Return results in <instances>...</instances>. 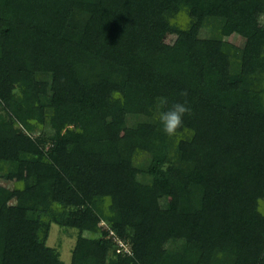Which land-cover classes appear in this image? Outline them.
Instances as JSON below:
<instances>
[{
	"label": "trees",
	"instance_id": "1",
	"mask_svg": "<svg viewBox=\"0 0 264 264\" xmlns=\"http://www.w3.org/2000/svg\"><path fill=\"white\" fill-rule=\"evenodd\" d=\"M9 176L0 264H264V0H0Z\"/></svg>",
	"mask_w": 264,
	"mask_h": 264
},
{
	"label": "rangeland",
	"instance_id": "2",
	"mask_svg": "<svg viewBox=\"0 0 264 264\" xmlns=\"http://www.w3.org/2000/svg\"><path fill=\"white\" fill-rule=\"evenodd\" d=\"M174 35L168 34L165 38L166 42H172L174 39ZM229 41L234 42L235 44H242L241 38L238 36H230L227 38ZM132 120L131 117H129L128 122L130 123ZM37 134V133H36ZM117 136L119 138L124 137L125 131L121 130L116 132ZM14 182V176H9L6 180L5 178L0 177V185L5 186H12ZM162 205L166 207H173L175 206V201L172 198H166L162 200ZM101 227H105L103 223H100ZM77 231L73 228H65L61 227L55 223H52L49 230V235L47 239V243L49 245H52L56 248H58L60 252V257L65 261L69 262L70 260V253L71 249L74 245L75 239H76ZM86 236H91L92 234L90 232H85ZM98 236V235H96Z\"/></svg>",
	"mask_w": 264,
	"mask_h": 264
},
{
	"label": "clouds",
	"instance_id": "3",
	"mask_svg": "<svg viewBox=\"0 0 264 264\" xmlns=\"http://www.w3.org/2000/svg\"><path fill=\"white\" fill-rule=\"evenodd\" d=\"M182 97L188 95L186 90L180 92ZM159 105L161 108H166L159 113V121L162 126V131L169 137L175 136L177 130L183 125V118L185 115H191V107L188 105L187 100L183 102H173L171 107H166L168 105V100L166 97L159 98Z\"/></svg>",
	"mask_w": 264,
	"mask_h": 264
},
{
	"label": "built area",
	"instance_id": "4",
	"mask_svg": "<svg viewBox=\"0 0 264 264\" xmlns=\"http://www.w3.org/2000/svg\"><path fill=\"white\" fill-rule=\"evenodd\" d=\"M110 234L112 235L114 242L116 243V251L118 253H126V254H131V249L128 245L127 242H125L124 240L117 238L115 236V234H113V232H110Z\"/></svg>",
	"mask_w": 264,
	"mask_h": 264
}]
</instances>
